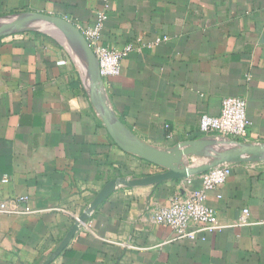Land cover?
I'll use <instances>...</instances> for the list:
<instances>
[{"label":"crops","instance_id":"obj_1","mask_svg":"<svg viewBox=\"0 0 264 264\" xmlns=\"http://www.w3.org/2000/svg\"><path fill=\"white\" fill-rule=\"evenodd\" d=\"M101 10L109 15L103 43L134 45L105 100L139 138L169 148L210 137L201 115L218 116L223 99L238 96L251 121L243 142L264 143V0H0V18L39 12L78 28ZM41 33L0 36V200L29 195L47 210L0 214V264H264V161L233 162L230 179L208 192L226 227L174 239L155 213L200 187V176L126 185L164 169L111 137L91 99L86 51ZM109 188L89 214L91 230L59 250L74 218ZM245 208L252 223L237 225Z\"/></svg>","mask_w":264,"mask_h":264},{"label":"built area","instance_id":"obj_2","mask_svg":"<svg viewBox=\"0 0 264 264\" xmlns=\"http://www.w3.org/2000/svg\"><path fill=\"white\" fill-rule=\"evenodd\" d=\"M108 19L107 11L101 10L97 12L95 22L92 25L79 28L99 61L100 73L103 78V91H105L111 78L121 74L124 58L134 49L132 44L118 50L103 43L102 31ZM250 126L248 102L245 98L238 96L225 97L222 101L221 113L218 116L203 113L199 121L201 133L238 141H247ZM232 171V163H223L207 172L198 174L197 176H200L202 180L200 187L187 191L185 194L173 196L168 204L160 207L155 213V221L168 226L174 234V239H196L205 231L223 229L226 226L219 223L216 209L208 203V192L225 184L230 179ZM194 177L188 179L189 184L193 182ZM1 182L8 183L9 176L4 175ZM46 211L34 208L31 205L29 195H13L0 200V214L38 215ZM89 214L91 212L84 214L85 220L82 219V215L74 218V225L77 224L78 232L91 230L88 221ZM250 223H252L250 211L245 208L237 225Z\"/></svg>","mask_w":264,"mask_h":264},{"label":"water","instance_id":"obj_3","mask_svg":"<svg viewBox=\"0 0 264 264\" xmlns=\"http://www.w3.org/2000/svg\"><path fill=\"white\" fill-rule=\"evenodd\" d=\"M34 24L37 25L33 27ZM32 30L51 34L62 41H72L86 51L90 58L91 67V99L111 137L123 150L138 155L164 169L163 172L140 179H123L126 185H157L170 179H183L198 175L223 163L264 161V143L236 141L224 137H216V135L196 140H185L169 148H159L143 141L132 130L127 128L107 105L105 91L102 88L103 78L100 73L99 61L80 29L64 18L39 12H26L0 18V36ZM216 144L222 145L223 149L213 150L212 146ZM191 156L208 157V160L200 165L189 166L185 163L184 158ZM109 192L110 188L106 189L88 212L95 210ZM82 219H86L84 214ZM77 232L78 226L75 224L59 250L64 249L70 238L75 236Z\"/></svg>","mask_w":264,"mask_h":264},{"label":"trees","instance_id":"obj_4","mask_svg":"<svg viewBox=\"0 0 264 264\" xmlns=\"http://www.w3.org/2000/svg\"><path fill=\"white\" fill-rule=\"evenodd\" d=\"M24 33L34 34V35H42L43 34V33L39 32V31H26Z\"/></svg>","mask_w":264,"mask_h":264},{"label":"rangeland","instance_id":"obj_5","mask_svg":"<svg viewBox=\"0 0 264 264\" xmlns=\"http://www.w3.org/2000/svg\"><path fill=\"white\" fill-rule=\"evenodd\" d=\"M32 31H35V30H32ZM39 32H41V31H39ZM16 33H23V32H16ZM16 33H11V34H16Z\"/></svg>","mask_w":264,"mask_h":264},{"label":"bare ground","instance_id":"obj_6","mask_svg":"<svg viewBox=\"0 0 264 264\" xmlns=\"http://www.w3.org/2000/svg\"><path fill=\"white\" fill-rule=\"evenodd\" d=\"M36 25H37V24H36ZM36 25L34 24L33 27H35Z\"/></svg>","mask_w":264,"mask_h":264}]
</instances>
